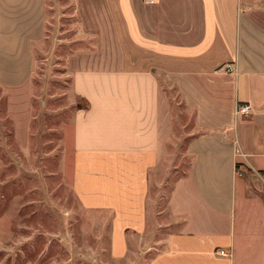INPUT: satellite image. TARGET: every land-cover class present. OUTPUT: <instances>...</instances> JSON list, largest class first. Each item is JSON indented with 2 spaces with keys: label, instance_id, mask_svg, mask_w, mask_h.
Listing matches in <instances>:
<instances>
[{
  "label": "crops",
  "instance_id": "1",
  "mask_svg": "<svg viewBox=\"0 0 264 264\" xmlns=\"http://www.w3.org/2000/svg\"><path fill=\"white\" fill-rule=\"evenodd\" d=\"M75 1L90 43L73 55H122L118 66L72 74L90 104L75 112L73 189L109 215L112 258L135 263L139 246L145 264H264V231L250 214L237 223L239 187L264 205L237 167L264 173V0ZM47 21L46 0H0L2 86L30 80ZM177 104L190 118L191 164L167 211L154 212Z\"/></svg>",
  "mask_w": 264,
  "mask_h": 264
},
{
  "label": "rangeland",
  "instance_id": "2",
  "mask_svg": "<svg viewBox=\"0 0 264 264\" xmlns=\"http://www.w3.org/2000/svg\"><path fill=\"white\" fill-rule=\"evenodd\" d=\"M46 3L47 30L34 47L30 80L13 87L0 84V236L6 238L0 262L145 264L139 246L135 263L112 258L109 215L83 207L73 189L72 127L77 108H85L87 101L75 94L72 74L75 69L118 66L122 55H73L90 43L78 31L76 1ZM177 105L179 124L152 190L154 212L167 211L175 181L191 164L184 154L190 118ZM238 173L251 183L249 193L264 200V173L249 167H238ZM238 191L239 228L243 213L253 215L249 223L253 227L256 221L255 228L264 231V205L258 199L246 201L241 187Z\"/></svg>",
  "mask_w": 264,
  "mask_h": 264
},
{
  "label": "built area",
  "instance_id": "3",
  "mask_svg": "<svg viewBox=\"0 0 264 264\" xmlns=\"http://www.w3.org/2000/svg\"><path fill=\"white\" fill-rule=\"evenodd\" d=\"M147 1H154V0H147ZM241 113H249L250 112V107L248 105H243L241 106V108L239 109ZM220 254L221 255H228V252H226L225 250H220Z\"/></svg>",
  "mask_w": 264,
  "mask_h": 264
},
{
  "label": "trees",
  "instance_id": "4",
  "mask_svg": "<svg viewBox=\"0 0 264 264\" xmlns=\"http://www.w3.org/2000/svg\"><path fill=\"white\" fill-rule=\"evenodd\" d=\"M90 107V104L89 102L87 101V106L85 107V109H88ZM79 108H82V107H79ZM241 166V163H238L237 167H240Z\"/></svg>",
  "mask_w": 264,
  "mask_h": 264
}]
</instances>
